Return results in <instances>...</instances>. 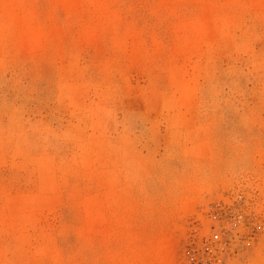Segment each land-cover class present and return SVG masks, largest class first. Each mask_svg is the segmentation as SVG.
<instances>
[{"label": "rangeland", "instance_id": "1", "mask_svg": "<svg viewBox=\"0 0 264 264\" xmlns=\"http://www.w3.org/2000/svg\"><path fill=\"white\" fill-rule=\"evenodd\" d=\"M0 264H264V0H0Z\"/></svg>", "mask_w": 264, "mask_h": 264}, {"label": "bare ground", "instance_id": "2", "mask_svg": "<svg viewBox=\"0 0 264 264\" xmlns=\"http://www.w3.org/2000/svg\"><path fill=\"white\" fill-rule=\"evenodd\" d=\"M158 257H159V259H160V261L161 262H167L166 260L168 259V253L167 252H161V251H159L158 252Z\"/></svg>", "mask_w": 264, "mask_h": 264}, {"label": "built area", "instance_id": "3", "mask_svg": "<svg viewBox=\"0 0 264 264\" xmlns=\"http://www.w3.org/2000/svg\"><path fill=\"white\" fill-rule=\"evenodd\" d=\"M217 236H218V234H217V233H215V234H214V237H217Z\"/></svg>", "mask_w": 264, "mask_h": 264}]
</instances>
